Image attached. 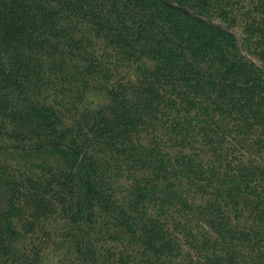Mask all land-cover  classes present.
<instances>
[{"label": "trees", "instance_id": "trees-1", "mask_svg": "<svg viewBox=\"0 0 264 264\" xmlns=\"http://www.w3.org/2000/svg\"><path fill=\"white\" fill-rule=\"evenodd\" d=\"M233 3L0 0V170L8 153L39 161L35 174L14 169L18 182L7 174L27 215L61 225L56 264H264V167L225 148L215 129L214 112L229 116L244 101L226 71L207 76L191 60L232 38L206 12L227 20ZM90 28L155 60L114 80L95 109L81 94L111 73L92 68L88 35H76ZM14 234L0 229V240Z\"/></svg>", "mask_w": 264, "mask_h": 264}, {"label": "rangeland", "instance_id": "rangeland-1", "mask_svg": "<svg viewBox=\"0 0 264 264\" xmlns=\"http://www.w3.org/2000/svg\"><path fill=\"white\" fill-rule=\"evenodd\" d=\"M233 1L227 20L213 14L211 9L206 12L224 27L226 23L230 24L232 38L214 42L213 50L203 47L191 60L196 64V69L207 76L220 78L226 71L228 79L233 83L231 89L235 90V98L244 102H235L237 106L232 105L229 116L214 112V119H218L215 129L225 137V148L236 154H243L246 159L244 162L248 165L264 167V128L254 118L257 115L264 121V112H257L255 109L259 105L264 110V0ZM78 23L77 28L88 29L85 23ZM91 30L90 28L88 33L76 32V35H88L87 45L94 49V56L98 60L92 63V68L110 69L108 72L111 73L108 85L104 83L107 85L105 89H100L104 84L97 83L90 91L81 94L85 106L95 109L106 102L108 89L114 80L133 76L137 74L136 69H153L155 60L147 57L132 58L124 48L116 47L117 44L110 38H97ZM216 47H219L217 51L214 50ZM68 70L70 73L75 72L74 69ZM51 78L54 79V74ZM49 102L53 104L52 101ZM243 110L246 112H242ZM13 155L19 159H13ZM8 156L6 172L0 170V229L8 234L12 228L15 234L11 238L6 235L4 243L0 240V245L5 247L1 250L0 264H56L60 256H56L55 252L54 229L61 225L54 223V215L49 216L48 212L34 221V217L27 215L31 206L25 207L20 203V199L25 200V196L20 193L13 195L14 189L9 185L11 176L14 182H18L13 177L14 169L21 173L35 174L38 168L31 163L38 165L39 161L22 150L17 154L13 152L4 155L5 158ZM16 160H23L20 162L22 165ZM117 183L119 186L126 182L125 179H120ZM45 198L42 196V199ZM29 200L31 203L34 201L32 197ZM61 251L65 257V251Z\"/></svg>", "mask_w": 264, "mask_h": 264}]
</instances>
